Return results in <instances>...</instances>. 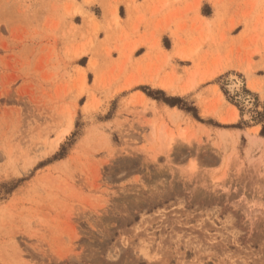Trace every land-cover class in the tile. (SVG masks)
<instances>
[{"label": "rangeland", "instance_id": "374dc122", "mask_svg": "<svg viewBox=\"0 0 264 264\" xmlns=\"http://www.w3.org/2000/svg\"><path fill=\"white\" fill-rule=\"evenodd\" d=\"M92 1L0 0V264H264V0Z\"/></svg>", "mask_w": 264, "mask_h": 264}, {"label": "crops", "instance_id": "0c3cea01", "mask_svg": "<svg viewBox=\"0 0 264 264\" xmlns=\"http://www.w3.org/2000/svg\"><path fill=\"white\" fill-rule=\"evenodd\" d=\"M91 1L92 0L85 2V0H83L84 3H89ZM92 2L100 7L103 20L107 17V9H118L119 6H122L125 11L124 23L128 26H132L138 19V11L141 9H148L150 0H93ZM145 80H148V78L141 77L138 82H144ZM224 116L233 117L234 120L236 119L235 114H226ZM260 143L263 144V142Z\"/></svg>", "mask_w": 264, "mask_h": 264}, {"label": "bare ground", "instance_id": "6f19581e", "mask_svg": "<svg viewBox=\"0 0 264 264\" xmlns=\"http://www.w3.org/2000/svg\"><path fill=\"white\" fill-rule=\"evenodd\" d=\"M185 55V54H184ZM186 56V55H185ZM186 58V57H185ZM90 67H92V64H90ZM92 69H93V67H92ZM159 81V80H158ZM158 81H156L155 79H152V78H148V80H145L144 82H147V83H151V84H153V85H158L161 89H169V86H168V84H166V83H163V82H158ZM239 84V81L238 80H236V81H233V80H231L230 82H229V88L230 89H236L237 88V86H239L238 85ZM202 113H203V115H207V114H209V113H212L211 112V110H209V108L208 107H203L202 108ZM201 113V114H202ZM234 115V114H233ZM220 120H222L223 121V119H224V115H216ZM229 118V117H228ZM227 118V119H228ZM231 118V117H230ZM233 119V118H232ZM63 132H66V131H63ZM62 132V133H63ZM62 133L60 134V135H58L57 137H56V139H55V142L54 143H57L58 142V140L60 139V137H61V135H62ZM181 135V134H180ZM182 136V135H181ZM171 138V137H170ZM173 138V137H172ZM53 142V141H52ZM252 142V141H251ZM169 143V142H168ZM56 145V144H55Z\"/></svg>", "mask_w": 264, "mask_h": 264}, {"label": "trees", "instance_id": "16d2710c", "mask_svg": "<svg viewBox=\"0 0 264 264\" xmlns=\"http://www.w3.org/2000/svg\"><path fill=\"white\" fill-rule=\"evenodd\" d=\"M148 95H150V93H148ZM154 98L157 99V100H160L159 98H157L155 96H154ZM171 100L176 101V100H179V99H178V97H166V98L163 99L164 102H167L169 105L174 106L175 103L171 102ZM180 108H182V107H180ZM182 109H184L187 112H190V109H188V108H182ZM260 134L264 135V127L261 128Z\"/></svg>", "mask_w": 264, "mask_h": 264}]
</instances>
